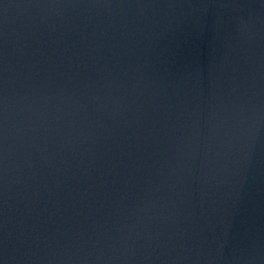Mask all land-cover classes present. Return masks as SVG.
<instances>
[{
	"label": "water",
	"instance_id": "obj_1",
	"mask_svg": "<svg viewBox=\"0 0 264 264\" xmlns=\"http://www.w3.org/2000/svg\"><path fill=\"white\" fill-rule=\"evenodd\" d=\"M0 264H264V0H0Z\"/></svg>",
	"mask_w": 264,
	"mask_h": 264
}]
</instances>
